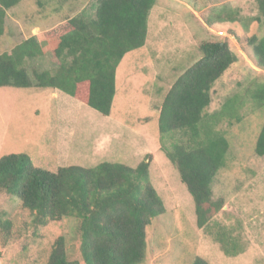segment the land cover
<instances>
[{"label": "rangeland", "instance_id": "374dc122", "mask_svg": "<svg viewBox=\"0 0 264 264\" xmlns=\"http://www.w3.org/2000/svg\"><path fill=\"white\" fill-rule=\"evenodd\" d=\"M90 2L23 0L7 11L0 55L29 37L41 40ZM256 17V0H156L145 46L118 66L110 117L57 90L0 88V159L27 154L36 167L57 172L107 161L136 168L151 155L150 178L167 212L152 220L141 264H193L198 256L210 264H264V157L255 154L264 106L250 98L252 89L264 84V70L247 44L253 35L264 36V17ZM205 41L227 42L237 58L214 84L203 123L229 142L226 165L212 184L213 199L225 201L212 228L214 233L218 226L227 229L236 241V256H227L213 234L197 227L193 198L160 150L162 143H171L161 140L158 128L164 97L200 58ZM52 67L45 56L29 62L27 71L33 76L34 69ZM32 220L20 200L0 193V264H45L58 237L66 239L68 254L78 259V220L66 218L37 229Z\"/></svg>", "mask_w": 264, "mask_h": 264}, {"label": "trees", "instance_id": "16d2710c", "mask_svg": "<svg viewBox=\"0 0 264 264\" xmlns=\"http://www.w3.org/2000/svg\"><path fill=\"white\" fill-rule=\"evenodd\" d=\"M22 1L0 0V35L7 11ZM90 1L87 9L45 32L41 40L29 37L1 54L0 88L57 90L110 116L118 66L128 53L145 46L156 0ZM256 4L260 17L255 20L259 21L264 17V0ZM247 44L264 70V36L253 35ZM199 52L200 58L164 97L158 128L161 140L171 143L170 147L162 143L160 150L193 198L197 227L213 234L227 256H236L233 236L223 226L216 233L212 228L214 217L225 205L224 199H213L212 184L226 165L229 142L223 134L205 129L203 123L214 84L237 58L222 41L202 42ZM45 56L54 67L34 69L30 76L29 62ZM250 98L264 106V84L252 89ZM255 154L264 157V126ZM150 158L136 168L107 161L92 168L72 165L50 172L36 167L27 154H9L0 159V193L20 200L33 216L34 229L66 218L78 220V259L68 254L66 239L58 237L45 264H141L146 258L148 228L154 218L167 212L150 178ZM193 264L210 263L198 256Z\"/></svg>", "mask_w": 264, "mask_h": 264}, {"label": "crops", "instance_id": "0c3cea01", "mask_svg": "<svg viewBox=\"0 0 264 264\" xmlns=\"http://www.w3.org/2000/svg\"><path fill=\"white\" fill-rule=\"evenodd\" d=\"M117 93V92H116ZM116 97V96H115ZM111 115V114H110ZM110 117V116H109ZM140 163V162H139Z\"/></svg>", "mask_w": 264, "mask_h": 264}]
</instances>
